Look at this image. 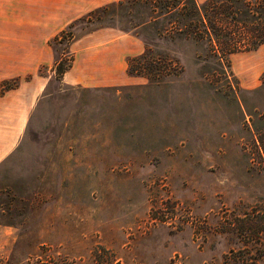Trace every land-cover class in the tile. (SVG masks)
I'll return each instance as SVG.
<instances>
[{
	"label": "rangeland",
	"instance_id": "obj_1",
	"mask_svg": "<svg viewBox=\"0 0 264 264\" xmlns=\"http://www.w3.org/2000/svg\"><path fill=\"white\" fill-rule=\"evenodd\" d=\"M162 1L114 5L73 29L138 34L170 70L106 89L52 79L0 165V264H225L242 250L264 264L242 227L264 212V80L242 88L232 59L243 52L179 33L158 17ZM72 39L54 43L67 65Z\"/></svg>",
	"mask_w": 264,
	"mask_h": 264
},
{
	"label": "crops",
	"instance_id": "obj_2",
	"mask_svg": "<svg viewBox=\"0 0 264 264\" xmlns=\"http://www.w3.org/2000/svg\"><path fill=\"white\" fill-rule=\"evenodd\" d=\"M123 1L0 0V85L17 82L10 90L0 88V165L20 146L34 109L56 77L52 41L91 12ZM70 50L74 61L62 84L106 89L136 84L128 72V59L142 55L146 44L133 33L105 27L75 35ZM232 66L242 88L259 87L264 44L256 51L235 54Z\"/></svg>",
	"mask_w": 264,
	"mask_h": 264
},
{
	"label": "trees",
	"instance_id": "obj_3",
	"mask_svg": "<svg viewBox=\"0 0 264 264\" xmlns=\"http://www.w3.org/2000/svg\"><path fill=\"white\" fill-rule=\"evenodd\" d=\"M137 1L146 2L149 5V8L156 12L157 7L152 8V0H126L120 3L107 5L91 12L86 17L70 25L52 41L51 44L53 48L56 49V44H54L56 41L62 42L67 36L73 38V41L75 39L73 29L79 24L86 21L88 22V20H91V22L94 20L102 22V14L114 5H123ZM160 7L162 12L158 17L171 16L168 19L169 25H171V27L175 25L173 27L177 29L179 33H192L193 36H197L198 33H205L210 36L214 34L218 36V39H223L222 41H216L211 38L212 51L218 53L220 56L232 55L233 53L239 52L256 51L264 44V27L258 29L249 26L250 21L264 17V0L257 5H252L249 0H207L203 4L199 3L197 0H179L176 4L172 3V1L165 0L164 2L162 1ZM178 24L184 26V28L178 27ZM98 26V28L96 27L97 29L112 27L100 23ZM96 28L93 30H96ZM234 29L237 31L240 29L247 30V33H252L255 39L253 41H248L247 43L237 41L235 38H232ZM126 33H130V31H127ZM137 36L139 35L137 34ZM56 52L58 51L56 50ZM73 61L74 58L71 60V63L67 65L65 62H62L57 53V66L55 69L56 79H61L63 75L70 70ZM168 61H171V59L159 55L155 56L151 48L146 46V50L142 55L128 59V72L130 75H141L152 81V79H156L157 75L161 72L170 70L168 68L170 62ZM139 63L141 65H139ZM262 80H264V77ZM16 86V81L13 84L7 81L0 85V88L10 90ZM262 145L264 147V139H262ZM247 218V221H244L242 225L243 233L249 238V240L261 245L260 249L261 251H264V212L257 213L256 215H249ZM250 257L251 255L249 251L242 250L236 253L232 252L227 258L225 264H241L242 262L245 264V261L247 262L246 264H252L249 263L248 258ZM251 261L255 262L254 264H258L257 259H251Z\"/></svg>",
	"mask_w": 264,
	"mask_h": 264
}]
</instances>
